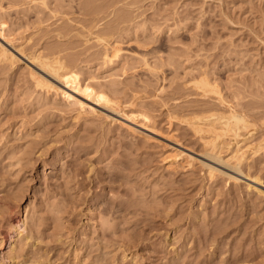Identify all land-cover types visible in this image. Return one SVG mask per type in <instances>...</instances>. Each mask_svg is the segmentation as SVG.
I'll use <instances>...</instances> for the list:
<instances>
[{
    "label": "rangeland",
    "instance_id": "1",
    "mask_svg": "<svg viewBox=\"0 0 264 264\" xmlns=\"http://www.w3.org/2000/svg\"><path fill=\"white\" fill-rule=\"evenodd\" d=\"M41 1L0 0V42L18 58L0 60V260L12 243L18 264H264V0ZM100 32L122 49L112 62ZM18 50L73 59L121 105L161 101L142 104L158 118L153 140L38 87ZM203 75L217 88L193 85ZM215 90L247 116L234 137L255 146L241 167L259 182L170 163L177 149L201 158L193 125L228 106Z\"/></svg>",
    "mask_w": 264,
    "mask_h": 264
},
{
    "label": "bare ground",
    "instance_id": "2",
    "mask_svg": "<svg viewBox=\"0 0 264 264\" xmlns=\"http://www.w3.org/2000/svg\"><path fill=\"white\" fill-rule=\"evenodd\" d=\"M31 1H33V0H31ZM34 2H36V1H34ZM41 2L45 3L44 0H42ZM92 7H93V5H92ZM92 7H91V9L93 10ZM94 11H95V14L97 15L102 10L100 7H96V5H95L94 10L92 12L93 14H94ZM102 18H103V16H102ZM5 20L0 18V32L1 33H2L3 28L5 27V25L7 23ZM114 27H112V28L114 29ZM107 29L109 30V28H107ZM107 29H106V32L108 33L109 31ZM5 37H7V36H5ZM9 38L10 37H8V39ZM95 39L98 40L99 42L101 41L103 44V45L101 44L103 46V50L101 53L103 62H109V61L112 62L111 60L113 58L115 60V58L118 55V52L120 50L122 51V49L119 48L120 46L118 47L116 44L110 45L108 43V41L105 40V37L102 35L101 32L96 33ZM106 39H107V36H106ZM17 52H19L21 55H23V57H25L27 60H29L31 62L36 61L37 63H34V64L36 65V67L40 71H42V73H44V74H42L37 70L35 72H33V71L31 72L33 78L35 79L36 84H39L38 87L44 86L47 91L49 89L50 90L54 89L56 92H59L66 100H68L69 103H70V100H72L71 102L77 104L80 109H85V105L86 106L88 105V104H85L86 100L89 103L91 102L90 103V109H92L93 113H97L100 115H101V113H103L104 115H106L108 117V119L113 124L114 123L119 124V125L123 126L127 131H129V133H133L135 136L134 140H133L134 142L139 143L140 140H146V139L147 140L150 139V141L153 140L152 138H154L153 136H154V134L157 133V130H158L156 128V119H158V118L154 117L155 115L149 109L143 107L144 105H142V104L148 103L150 105L151 104L155 105L156 103L161 102V101L154 99L153 101L151 100L152 101L151 103H149V102H146L147 100H145L146 103L141 102L142 104L140 106V105H137V103L133 100L136 104L133 103V101H130V103H129L130 105H128V106L127 105L126 106L121 105V103H120V101H118V99L111 97L104 89L99 87V85H97L94 82L96 79L94 81H93V79H91L90 81L83 80L80 76L81 73L75 68L76 65L71 64V63H73V61H72L73 59L69 60L70 63H67L63 59H61V57L60 58H54L53 57V59H52L51 57L48 58V57L43 56L42 53L41 54L35 53V54H32L29 56L26 54H22L19 50ZM17 59L18 58H16L15 53L12 50H10L5 44L0 42V60H3V62L8 61L10 64H13L14 61ZM13 65H15V64H13ZM105 65H108V63L107 64L105 63ZM150 69H152V67H150ZM152 71H155V70H152ZM210 80L206 76L203 75L199 79L197 78L192 83H193V85L199 87V89H201V90L203 89V91L206 92L207 89L210 90V89L217 88V87H214V84H217V83L213 84L212 82H210ZM215 91H216L217 101L219 103H222L221 104L222 106H223V104H224V106H226V104L228 106L225 109L222 108L223 110L220 109V111H216V112L211 111L209 114L212 115V118L209 119V117H208L207 121L203 120L204 121L203 124L195 123V121H194L195 124L193 125V128H194V131L196 132V135L199 132L200 137L202 139H204L202 141H203V145H204L205 150L199 154V156L201 158L198 159V158H196L190 154L185 153L183 150L177 149V150H175V153H173L172 155H169L170 156L169 160L171 161L170 163L176 164L179 168V164H181L183 166L184 165L190 166L193 163V160L195 162V160L197 159V161L200 164V166L202 167V169H204V171L211 177L216 176V175L220 176V177L222 176L227 180L233 181L234 183H236V182L239 183V181H241L242 176H243V177H246L247 179H249L253 182H259L258 181V180H260L259 176H257V175L256 176L255 175L248 176V175L244 174L245 171L241 167V165H242L241 161L245 155L247 156V153H248L247 152L245 154L246 148L249 149V147H251V146L255 148V146H253V145H251V146L249 145V147H246L245 143L239 142L240 141L239 139H241L240 137H242V135H240L241 133L238 132L236 129L238 127H240L238 129L244 130L245 127H247V129H248V127H250L248 125V121L246 119L247 116L245 117L244 113L237 111L236 109L232 108L233 106L232 107L230 106L232 103L229 104L227 102V99H225V97H224L225 95L223 96L218 90H215ZM207 93H209V91ZM77 96L85 99V101H83L82 99H80ZM204 96H205V94H204ZM209 97L211 98V96H209ZM152 98H154V97H152ZM141 100L143 101L144 99L141 98ZM93 104L100 107V110L96 109V107ZM163 104H165V102H163ZM167 105H168V103H167ZM165 106H163V107H165ZM101 109H103L107 112H103V110H101ZM154 110H156V109H154ZM90 112H91V110H90ZM167 113H168V115H171V116H169L171 119L173 112L170 110V108L167 109ZM174 113H175V111H174ZM197 113H199V112H197ZM197 113L195 115V117L198 115L196 119L199 120V118H200L199 116H203L205 118V115H203V114L200 115L201 113L200 114H197ZM209 114H208V116H209ZM206 116H207V114H206ZM192 118H194V116H192ZM190 120H191V118H190ZM194 120H195V118H194ZM203 125H205V126H203ZM241 125L243 126V128ZM251 125H252V123H251ZM203 131L209 132L208 135L205 136L204 134H201V132H203ZM229 131L233 135V137L235 136V137H238L239 139L237 140L234 137L233 140L236 139V140H234L235 142L232 144V146L231 145L229 146L230 148H228V149L226 148L229 151L227 153H221V152H224V151H221V148H223L224 146L222 147L221 146L222 144L218 145V141H219V139L222 140V137L224 135H226V137H228L227 132H229ZM207 132H205V133H207ZM127 135H128V133H127ZM224 140H226V138ZM228 140H230V138ZM248 140L249 139L246 138V140H244V141L248 142ZM229 143H231V142L228 141V144ZM260 144H262V143H260ZM260 144H258V146ZM260 146H262V145H260ZM258 148H260V147H256V150ZM260 149H259V151L263 150L264 148L261 150ZM256 150H254V151H256ZM254 154L255 153H253L252 155H254ZM171 165H173V164H171ZM177 166H175V167L177 168ZM227 183H228V181H227ZM1 210L2 209H0V217L4 216V214H2ZM2 218H4V217H2ZM2 218H0V222L2 221ZM18 220L19 219L17 218V215H12L8 218V221L11 223V227H15L16 222ZM3 223L4 222H2L1 224H3ZM7 238H8L7 233L4 235H2V233H1L2 241H6ZM0 248H1V245H0ZM14 250H15L14 245L11 243L9 246L8 256H7L9 261L5 260L6 259L5 256H4V258H2V256H1L2 260H0V264H18L15 262L17 255L15 254Z\"/></svg>",
    "mask_w": 264,
    "mask_h": 264
}]
</instances>
